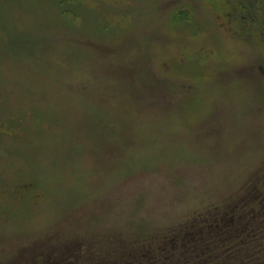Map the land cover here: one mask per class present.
I'll return each mask as SVG.
<instances>
[{
    "label": "rangeland",
    "instance_id": "374dc122",
    "mask_svg": "<svg viewBox=\"0 0 264 264\" xmlns=\"http://www.w3.org/2000/svg\"><path fill=\"white\" fill-rule=\"evenodd\" d=\"M253 192L264 0H0V264H114Z\"/></svg>",
    "mask_w": 264,
    "mask_h": 264
},
{
    "label": "trees",
    "instance_id": "16d2710c",
    "mask_svg": "<svg viewBox=\"0 0 264 264\" xmlns=\"http://www.w3.org/2000/svg\"><path fill=\"white\" fill-rule=\"evenodd\" d=\"M257 193L231 215L196 216L172 230L158 248L137 246L114 264H264L263 193Z\"/></svg>",
    "mask_w": 264,
    "mask_h": 264
}]
</instances>
